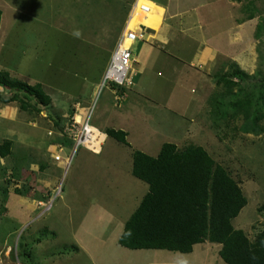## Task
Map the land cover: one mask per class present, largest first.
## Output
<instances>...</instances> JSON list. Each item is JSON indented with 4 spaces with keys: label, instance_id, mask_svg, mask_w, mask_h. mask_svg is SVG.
I'll return each instance as SVG.
<instances>
[{
    "label": "rangeland",
    "instance_id": "374dc122",
    "mask_svg": "<svg viewBox=\"0 0 264 264\" xmlns=\"http://www.w3.org/2000/svg\"><path fill=\"white\" fill-rule=\"evenodd\" d=\"M229 1L222 0L225 5L221 12L227 20L234 18L226 35H233L234 43L229 42L227 49L236 61L225 60L221 67L232 61L246 75L240 80L233 78L237 85L231 86L222 102L231 100L232 94H241V88L256 102L264 90L258 87L264 81V0ZM131 2L0 0V69L29 84L41 83L50 97L45 106L30 100L26 111L19 110L14 102L8 103L13 107L11 114L0 109V143L4 135L9 138L6 134L26 142L13 144L10 152L0 157V264H225L217 255L218 245L206 241L195 244L189 253L134 250L116 243L119 229L133 209L131 197L138 181L126 165L123 168L121 152L117 158L105 154L113 152L110 145L114 140L106 138L100 154L79 147L65 170L63 166L53 170L47 146L51 157L58 143L64 145L60 129L71 104L88 105L93 97L90 122L98 127L114 121L127 125L130 133L126 142L134 149L145 147L144 141L150 153L162 142L175 143L178 148L188 144L204 147L234 178L246 198L232 225L242 229L249 240L264 229V209L259 208L264 205V118L260 120L261 133H241L231 129L241 124L240 115L229 120L222 116L223 111L230 112L229 107H220L221 112L213 116L208 112V97L224 87L215 86L218 70L203 94L206 99L190 117L178 103V111L169 112L148 104L139 95L128 97L117 113L120 102L112 101L109 89L97 90ZM156 8L161 15L162 9ZM239 20L243 22L237 23ZM257 24L261 28L255 37ZM140 67L132 55L129 81L123 91L134 80L136 70L144 91L162 97L164 89L156 72L148 68L140 71ZM228 69L224 68L226 74ZM9 94L0 87L1 98ZM191 95L178 98L186 100ZM256 104L260 107L259 101ZM97 112L100 120L96 122ZM68 152L64 148L61 154ZM112 162L123 170H114Z\"/></svg>",
    "mask_w": 264,
    "mask_h": 264
},
{
    "label": "trees",
    "instance_id": "16d2710c",
    "mask_svg": "<svg viewBox=\"0 0 264 264\" xmlns=\"http://www.w3.org/2000/svg\"><path fill=\"white\" fill-rule=\"evenodd\" d=\"M250 17L252 14H248ZM260 28L257 24L255 37ZM245 75L232 61L220 67L214 74V82L216 87L222 84L224 87L208 97V112L213 116L221 112L222 106L229 107L230 112L223 111L222 116L229 120L240 115L242 120L239 126L233 125L232 130L259 134L263 131L260 120L264 118V90L261 89L264 81L258 84L262 91L257 96L261 109L242 88L241 94H232L231 100L222 102L231 86L237 85L233 78L240 80ZM0 87L10 93L7 98L0 97V103L15 102L22 111L31 107L30 100L37 106L50 103L41 83L29 84L3 69H0ZM104 130L107 136L128 145L123 130ZM63 139L68 146L69 140ZM10 146L11 141L3 138L0 157L10 152ZM130 174L147 187L123 222L116 239L119 246L189 253L194 244L206 241L218 245L217 255L225 264H264V229L249 240L242 229L232 225L231 220L245 205L246 198L234 178L215 163L202 146L188 144L178 148L173 143L163 142L155 156L135 149L131 152ZM259 208L264 209V205Z\"/></svg>",
    "mask_w": 264,
    "mask_h": 264
},
{
    "label": "crops",
    "instance_id": "0c3cea01",
    "mask_svg": "<svg viewBox=\"0 0 264 264\" xmlns=\"http://www.w3.org/2000/svg\"><path fill=\"white\" fill-rule=\"evenodd\" d=\"M228 2L230 1L228 0ZM152 3V12L143 17V20L150 25L149 29H147L149 39L147 42H135L132 45V55L134 62L141 65L140 71L148 68L156 72L158 83L161 82V87L164 89L163 95L160 98L152 97L144 91L140 81V73L135 70V78L132 83L125 88L124 101L122 100L118 104L117 113L124 107L128 97H131V95L135 97L139 95L144 101L148 102V104L151 103L157 107L165 108L169 112L176 111L177 106H175V103H178L182 109L184 108L187 111V116L190 117L191 113L200 105V101L206 99V97H203V94L209 86V80H211L213 74L219 70L221 64L225 60L236 61L232 53L228 55L227 49L228 45H233L234 43L233 35H226L227 28L232 20L234 21V18H232V20H227L226 15L221 12L222 5H225L222 0H153ZM156 7L162 9L161 15L157 13L158 10ZM224 21H226V23L223 25ZM240 22L243 21L239 20L237 23ZM229 42L231 44H229ZM108 93H110L111 96L110 90H108ZM186 93L192 95L189 98L184 97L186 100L178 98V95L185 96ZM8 103L3 105L0 104L2 105L0 109L11 114L13 112V107H10ZM98 114V112L94 114L96 122L100 120V118L97 117ZM4 120L5 119H3V121ZM5 122H7V120ZM113 123L112 125H108L102 122L98 125L103 129L114 128L123 130L126 133L125 140L129 141V127L120 122L114 121ZM186 132L188 131L186 130ZM9 135L10 134H6V136L9 137L8 139L11 138ZM4 136L3 138H6ZM106 138L114 140L110 145L114 150L113 152H107L105 154L108 155V153H110L111 157L117 158V152H121V156H123V159H120L122 166L124 168V165H126L130 173L131 152L135 149L132 145H125L109 136H106L105 139ZM22 139L23 138L20 137L11 138V146L18 142H25V140ZM144 144L146 146L143 148L140 147V151L150 156H155L157 154L159 148L156 152L150 153L147 151L149 149L148 143L144 141ZM47 148L48 158L52 160L49 156L51 152L50 146L48 145ZM102 151L103 149L101 146L98 154L102 153ZM114 164L117 163L112 162L111 164L114 170L117 167L121 168L120 165L115 166ZM61 166V162H54L53 170ZM123 168H121V170H123ZM134 178L137 179L136 177ZM137 181L135 198L131 197L133 201L131 209L135 208L147 187L146 183L139 179H137ZM143 189V193L137 194ZM121 229L122 226L119 229V233Z\"/></svg>",
    "mask_w": 264,
    "mask_h": 264
},
{
    "label": "built area",
    "instance_id": "2783aa9c",
    "mask_svg": "<svg viewBox=\"0 0 264 264\" xmlns=\"http://www.w3.org/2000/svg\"><path fill=\"white\" fill-rule=\"evenodd\" d=\"M152 1L132 0L122 32L114 43L108 61L100 74L97 90L101 87L111 90L114 103H119L124 98V91H120V88L125 87L129 81L127 70L131 65L132 45L135 42H147L149 39L147 33L149 27L140 20L149 12L148 3ZM133 17L137 19L136 23L128 26V21ZM94 101L93 97L88 105H80L76 101L71 104V113L60 129V135L69 140L70 144L65 146L58 143L51 155L52 160L61 162L64 168L69 164L77 148L81 147L92 153H98L101 149L106 135L100 127L90 122ZM64 148L69 151L66 155L60 153ZM48 203L50 201L45 203V209L49 207Z\"/></svg>",
    "mask_w": 264,
    "mask_h": 264
},
{
    "label": "bare ground",
    "instance_id": "6f19581e",
    "mask_svg": "<svg viewBox=\"0 0 264 264\" xmlns=\"http://www.w3.org/2000/svg\"><path fill=\"white\" fill-rule=\"evenodd\" d=\"M149 4V12L148 13H146L145 14V16L146 15H148V14H150L151 12H152V10H153V3L151 2V3H148ZM144 16V17H145ZM136 18L135 17H133V18H131L128 22H129V25L128 26H131L132 24H134V23H136ZM140 22H142V24H144L145 26H147V27H150V25H148L147 23H146V21H144L143 20V18L140 20ZM151 23V22H150Z\"/></svg>",
    "mask_w": 264,
    "mask_h": 264
},
{
    "label": "clouds",
    "instance_id": "9594fccd",
    "mask_svg": "<svg viewBox=\"0 0 264 264\" xmlns=\"http://www.w3.org/2000/svg\"><path fill=\"white\" fill-rule=\"evenodd\" d=\"M93 124H94V123H93ZM100 128H101V127H100ZM101 129L104 131V129H103V128H101ZM104 133H105V132H104ZM105 135H106V133H105ZM106 136H107V135H106ZM106 136H105V137H106ZM51 155H52V154H51ZM51 159H52V158H51ZM54 162H55V161H54ZM65 168H66V167H65ZM65 168H64V169H65Z\"/></svg>",
    "mask_w": 264,
    "mask_h": 264
}]
</instances>
